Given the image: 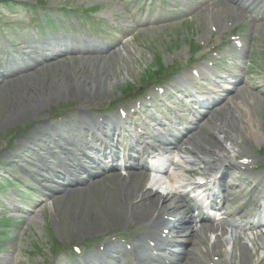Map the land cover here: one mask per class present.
I'll return each instance as SVG.
<instances>
[{"label":"rangeland","instance_id":"obj_1","mask_svg":"<svg viewBox=\"0 0 264 264\" xmlns=\"http://www.w3.org/2000/svg\"><path fill=\"white\" fill-rule=\"evenodd\" d=\"M4 1V3H0L1 67L2 63L7 65V62H11L13 59H15L14 62L16 63L22 60L26 61L23 57H28V55L33 53L34 39L40 36V33L37 32V36L35 35L36 29L33 26H39L41 28L42 37L44 39L50 36H56L54 33H51L46 26L51 25L50 22H53L55 26L60 22L64 23V31L66 34L73 36L77 34L71 31V29L77 30V22H74L75 17L80 14V11L94 7H97V12L95 14H101L103 19L114 22L119 20H116L114 17V14L119 12L115 0ZM36 2L44 4V11H46L45 17L49 19L47 23L44 22V19L42 22V11L40 9L37 12V19L29 21V18H33V14L30 12V9L23 5H31ZM221 2L222 6L223 3L226 4V2L220 1V3ZM220 3L216 5H220ZM235 8L238 10L237 7ZM63 9L67 10L69 19L64 17L62 12ZM222 9L223 8L218 10L217 18L215 14H213L215 21L210 20L209 11L206 9L203 10L202 13L195 15L194 18L182 23L164 26L153 31H151L152 29L146 30L147 32H143V30L137 31L138 34L136 36L124 43L123 46H120L119 56L112 54V58L108 59L107 66H105L106 71L104 69L103 79L109 81V84L106 85V92L103 93V95L99 94L95 97L87 96L86 98H67L64 96L58 100L44 103L38 108L35 107L32 111L26 112L22 116L14 115L11 118L7 117L6 111L9 109L12 110L14 105V102H7V98L15 97L17 94V96H20L19 94L28 90L27 88H29L30 85H35L36 87L41 85L47 86L49 82L62 77L69 68H74L73 66L75 63H82L80 61L70 60L72 58L71 55L68 59L66 56L65 59L62 57L61 62H55L54 60L52 63L53 65H45L41 68L39 67L40 69H37V67L45 63L34 61L32 63H34L36 70L30 68L31 71L28 73L24 71L22 74H19L21 76L18 75L7 78L5 83L3 82L4 84L0 82V85H2L0 86V264H87L82 260L89 256L90 252L82 259L83 255L77 257L72 254V245L77 244L82 248H87L88 251H93L101 242L105 241L103 245L108 242L114 243V241H110V238L115 237L114 239L116 240L121 235L125 238L133 239L135 242L138 236L140 239H143L144 233L150 230V227H145V225L142 224L140 221L141 217H136V215L131 214L129 212L130 210L125 212V214H120L121 216L119 215V218L110 215L111 205L113 206L111 201L113 197H115L116 200L118 191L115 190L116 187L114 188L106 179L102 178V180H98L99 182L96 181L90 185H83L78 189L77 187L71 188L74 189V191L69 194L66 193L62 195V197H59L61 193L58 188L61 186H59V182L57 181L58 184H56L58 186L47 187V190H50L47 195H51L50 198L49 196L47 197L41 184L44 186L52 184L50 181L48 184L47 180H49V178L53 179L55 176L49 171V168L51 166L53 168L58 167L55 161L60 157L62 158V156H66L65 154L63 155V151L67 149V151H69L70 149H75V147L64 141L58 144L59 146L53 144V146L49 145L50 148L43 149L40 143H34L30 141V139L34 133L41 132V128H43L44 131L40 134H45V131H51V129L58 124L57 121L63 118L64 121L66 119L68 122L65 123L68 125V132H73L75 130V119H79V113H81L80 118L84 120L95 118V116H98L99 112L110 115L115 113L116 104L118 102L128 104L133 98V96L126 97L124 92L122 93V90L129 85L134 86L136 83H144L142 77L148 74L149 65L154 64V59L160 56L162 62L168 67L173 62L176 63V61L179 60L182 62L187 55H189L188 42L190 40L194 39L199 42V37H202L204 41H206L211 36L212 39H209L207 43H203L201 50V53H203L210 48L211 43H216V41H218V43L220 42L219 36L215 35V28L225 29V27H227L230 31V28L240 25L239 28L243 29L240 32L238 31V33L244 38H247V36L251 37L250 43L253 52V54H251V59L253 63L252 72L250 76H248V78L251 79L246 86H244L245 89L242 90L243 92L239 90L226 103V113L224 117L220 116L222 118H217V120L213 119L210 123L208 120L201 127L200 134H203V136H207V131L214 130L213 134L217 136V143L215 144L217 148L214 147L213 150L210 151L205 149L196 150L197 156H193V158L198 159V157H202L201 155H205L204 157L207 158H213L214 152L216 151L217 156L214 157L216 160L210 162V167H208L209 163L207 164L203 160L202 162L198 160V167H201L199 172L204 175L211 174L210 171L214 166H219L221 161H226L227 159L237 165L244 166L245 175L237 170H231L230 168L229 172L234 171V173H228L232 174L233 181L239 185L237 190L241 193L246 191V188L249 186V183L246 181V177L248 178L249 175L251 176L254 174L257 177L261 176V181L264 179V149L260 150V148L264 146V95L260 91L261 88L257 85L255 86L259 80L264 81V74L261 72V70L264 69V49H262V44H264V24H261L259 27L254 25L251 26L245 14L241 18H239L238 15L236 20L231 22V19L235 18L236 14L233 13L231 8H228L227 13L221 12ZM74 11L76 13H74ZM91 13L92 12H90L89 16L93 15ZM240 13L242 12L240 11ZM95 20H97L96 17H94L93 21ZM209 26H213V30H210ZM48 40L51 41L52 39ZM223 42L226 41L224 40ZM15 50L18 51L15 52ZM259 51L262 52L263 55H259ZM7 52L8 54L9 52L15 54H12L14 56L11 57ZM17 54H19V57L16 56ZM66 60L68 62H66ZM80 60L84 61L83 65L89 64L88 61H90V59L86 57L80 58ZM28 61L31 63V59ZM46 63H50V61ZM23 65L22 63L21 66ZM89 65H91V63ZM17 69L18 68H16V70ZM79 71H83V69ZM18 73H20V71ZM150 90L153 89L150 88ZM240 101L244 102V104L240 103ZM83 110H86V112ZM54 115H60V119H54ZM86 115L93 118L87 117ZM112 117H115V115ZM105 119H107V117ZM226 120L230 122L229 125L233 123L228 129L231 132L228 138H226L228 135L227 129H224V127H226ZM114 121L115 123H113L112 126L118 123V117H116ZM221 126L224 127L219 130ZM255 128L256 131L257 129L259 130V132L257 131V135L259 134L258 137L254 136ZM85 130L86 129L78 130L80 136L83 135ZM50 133L56 139L58 138L52 131ZM19 141L24 142L23 145L19 146ZM40 141L42 143H47L49 137L41 135ZM86 141L85 139V142ZM56 148L59 150L57 152L58 154L54 152ZM32 151L38 152V155L36 152L34 153L36 155V160L33 158L35 156L31 154ZM80 153L77 152L76 154L75 151L71 150V152H67L68 156H66L67 158L64 161L66 163L67 161L71 163V158L76 155L83 158V155ZM192 153L195 154L193 150ZM237 155L240 157L235 159L234 156ZM203 159L206 160V158ZM32 162L34 163L31 165ZM41 162H44L47 168L41 167L44 166ZM257 162L260 168L258 170H252L253 163L257 164ZM28 165L31 167L29 170L31 177L26 171L28 170L26 168ZM192 166L193 165L189 167ZM44 169L47 170L43 171ZM179 174L183 175L182 172H179ZM32 178L34 180L36 179V181ZM226 181H229V177ZM144 185L146 186L145 182L142 186ZM145 186L143 189L146 190L145 195H147L148 191L151 190ZM147 187H150L149 184ZM260 187L261 189L264 188L263 184L260 185ZM260 187L258 189L255 188L252 192L255 193L256 197L260 194ZM168 192L169 191H166L164 195H161L162 193L160 192L156 193V191L151 193H155V195L160 194L159 196L161 197L165 196ZM34 201H36V204L31 206ZM130 202L132 203L131 206H136V204L139 205L141 203L139 199H133ZM20 208L30 209L31 211L25 212ZM167 217L168 215L163 219L171 221L167 219ZM171 222L173 227H178V222H174L173 220ZM184 222L187 227L191 226V224H188L190 222L186 220H184ZM156 230L158 231V228H156ZM189 231L190 230L187 228L179 237L185 235V240H187ZM140 232H142L141 235H139ZM216 233H218L217 230ZM205 234L208 235V239L204 245L200 243L201 246H197L198 244L193 245L188 243V246H185L188 248L193 246V251L198 258L197 264H209L210 262L207 263V260H209L212 255L213 261H216L217 264H264V232L247 230L245 235L241 234L242 242H240V240L237 241V237L234 238V241L236 239V241L233 242L235 249L232 247L233 243L231 241L229 242L231 237L228 240L224 238L225 232L220 239L216 237L220 233L215 235V233L206 232ZM169 237L175 238L176 236L167 233L166 239L164 238V240L167 241ZM179 237H176V239L178 240ZM144 238L146 241L147 236ZM216 241L220 242L215 244ZM241 243L246 247L243 252L246 254H244V256L240 254L242 250L238 251L239 244ZM244 243H246L247 246ZM115 244L117 243L115 242ZM51 246H58L59 249L52 254L49 249ZM121 248L123 247L121 246ZM220 254L222 255V261L214 257V255L217 256ZM243 257H246V260H241ZM80 261H82V263Z\"/></svg>","mask_w":264,"mask_h":264},{"label":"bare ground","instance_id":"obj_2","mask_svg":"<svg viewBox=\"0 0 264 264\" xmlns=\"http://www.w3.org/2000/svg\"><path fill=\"white\" fill-rule=\"evenodd\" d=\"M200 4L203 5L204 3L200 2ZM210 5H213V6L210 8ZM203 6H204V10L207 9L209 11V18L212 21H215L213 14H215V16L217 18L218 17L217 12L221 8H223V10L221 11L223 13H226L228 8H231L233 10V13H235L236 15H235V18H232V20H236V17H238V15H239V17H240V15H243L242 14L243 12L238 7H237L238 10H236V8H235L236 6L228 4V3H226L223 7L222 6L218 7V6H215V1H211L210 3H205ZM240 11L242 13H240ZM151 29L152 28H149L147 30H151ZM50 39H52V40L51 41L47 40V41H49L48 42L49 44H51L53 46L58 45L57 40L55 38H50ZM110 49H113V50H110ZM110 49L106 50V51H97V52L93 51L92 53H89V54H85L86 52L84 51L83 54H85V55H82V54L77 55V54H72V53L71 54H65L64 56H62V57H64V59H65V56L67 59L72 56V58L70 60L80 61L82 63L81 64L75 63L73 66L74 68H72V69L69 68V70H67L66 73L64 75H62V77L56 78L55 81L49 82L47 86L41 85L39 87H36L35 85H30V87L27 88L28 90L19 94L20 96H17L18 95L17 94L15 97L7 98V102H14L13 103L14 109L12 108V110L9 109L6 111L7 117L11 118L14 115L22 116L26 112L32 111L35 107L38 108L40 105H42L44 103L51 102L52 100H58L64 96L67 98H78V97L86 98L87 96L95 97L99 94L103 95V93L106 92V85L109 84V81H105L103 79V73H104L105 66H107V61L109 58H112L111 57L112 54H115V56H119V54H120L119 49H118V51L114 50L116 48H110ZM62 57H59L57 55H53L52 53H50V57H48V60H47L48 62L50 61V63H46L47 61H39V62L45 63V64L39 65L37 67V69H40L41 67H43L45 65L46 66L47 65H53L52 63L54 60H55V62H61ZM84 57L90 59V61H88V62H89V64L91 63V65H89V64L83 65L84 61L80 60V58H84ZM36 58H37V56H36ZM56 60H60V61H56ZM32 62H34V59H31V63L26 67L25 70H22L21 68L17 67L18 69L15 70L16 73H14L15 76L22 74L24 71L25 72L27 71L26 73H28L29 71H31L30 68L32 70L35 69L34 63H32ZM63 62H65V61H63ZM66 62H68V61L66 60ZM77 69H78V71H77ZM82 69H83V71H79ZM93 69H95V70H93ZM86 70H89V71H86ZM19 71H20V73H18ZM105 71H106V69H105ZM2 74H3L2 69L0 67V82L5 83L6 78ZM19 76H21V75H19ZM180 84H182V83L180 82ZM0 86H2V85H0ZM244 89L245 88H243V89L241 88V91ZM242 103L244 104V102H242ZM233 104H234V102H233ZM221 106H222V108H221ZM221 106L217 107L215 111H210L211 110L210 109L209 111H207L205 113L204 116H202V118H205L204 120L206 122L209 120V123H210L213 119L217 120V118L220 119V118L224 117L225 113H226V107L224 106V104H222ZM140 111H143V108H140ZM84 112H86V110ZM79 114L81 115V113H79ZM220 116H222V117H220ZM89 117H91V116H89ZM106 117L107 116L102 118L103 121L101 124H99V122L93 117H91L93 119H88V120L83 119V126L80 128V130H82V129H86V130L83 132V135H81V136H86L87 135L86 132L88 130V131L93 132L92 139L97 140L98 135L94 133L95 132L94 130L96 129V130H99V132H101V134L104 133L106 136L109 137V135L106 131V127L115 123L114 119H116L117 115H115V117H112V118L107 117V119H105ZM227 120L225 121L226 127L223 126L224 129L226 128L227 129L226 131L228 132V135L226 138L230 137L231 132L228 129L233 124L232 123L231 125H229L230 122ZM59 122L60 123H58L55 127H53L51 129V131L54 133V135L58 137L57 138L58 140L55 137H53V135L50 133L51 131H45V134H40L44 131L43 128H41V130H42L41 132L34 133L33 136L31 134L33 139L31 138L30 141H32L34 143H40L41 146H43V149L50 148L49 145L53 146V144L55 146H59L58 144L65 141L66 143H70L75 147V149L73 148V149H70L69 151H67L68 150L67 149L66 150L67 152H71V150L75 151L76 154H77V152H79V153L81 152L80 154L83 155V158H85V157L88 158L87 156H85V153L88 154V152L84 150L85 148L82 147V143H80V139L78 138V137H80V133L77 131L78 137L74 136V134L70 135L68 130H67L68 125L65 124L68 122L67 121L65 122L64 120H59ZM196 124L197 123H195V125ZM48 125H51V124H48ZM61 125H63V126H61ZM227 126H228V128H227ZM69 127H71V126H69ZM223 127L221 126L219 130H221ZM213 131L214 130L207 131V136H203V134L202 135L199 134L197 130L193 133H190V135L187 137L188 138L187 141L189 143V144L187 143V145L190 146L189 147L190 152H187V153L191 154L192 150H193L195 152V154L192 153L191 155L196 157L197 156L196 150L205 149V150L210 151V150H213L214 147L217 148L215 145L217 143L216 142L217 136H214ZM41 135L49 137V141L47 143H42L40 141ZM258 135H257V131L255 128L254 129V136L258 137ZM31 136H29V137H31ZM225 136H226V134H225ZM23 143L24 142L19 141L18 145L19 146L23 145ZM24 150H26V149H24ZM58 151H59L58 148H56L55 152L57 153ZM66 151H63L64 152L63 155L65 154L66 156H68ZM35 152L36 151H32L31 154H32V156H35L33 158L36 160V155L34 154ZM48 152H49V150H48ZM36 153L38 155V152H36ZM66 156H64V157L62 156V158L58 157L59 159H57V161L54 160L56 163V166H58V167L60 166L62 169L69 171V173H75V172L83 169L84 170L83 173L86 174V177L81 179V177H80L81 175L75 176L72 180H70L68 182L64 176L61 177L60 181H58L59 186H61L58 188L60 190V193H61L59 195V197H62V195H65L66 193L69 194L70 192H73L74 189H71V188L77 187V189H78L79 187H82L83 185H88V184L90 185V184L95 183L96 181L99 182L98 180H102V178L108 180L113 185L114 188L116 187L115 190L118 191L117 196H116L117 197L116 200H115V197H113V199L111 201L113 206L111 205L110 215L113 217L119 218L120 214H122V213L125 214V212L130 210L129 212L131 214L136 215V217H141L140 221L142 222L143 225H145V227H148V226L150 227V230H148L146 233H144V235L142 237L143 239H140L138 237V239L136 240V242L134 243L133 248H132V250L135 253L136 259L142 261L145 264L150 263L151 260L157 261L160 263V261L158 259L154 258L151 255L150 248H149V246L146 243L145 238H144L147 236V238L154 240V238L157 235H159L157 233L156 228L159 229L160 227L163 226L164 228L168 229V233H171L173 236H176V237L181 236L188 228L190 231L187 235L188 236L187 242L189 244H193V245L198 244L197 246H199L200 243H201V245H204L206 243V240H207L206 236H208V235L205 233L208 231H214L215 228L219 229L220 234L218 236H216L218 239H220V237L224 234V232H226L225 227H224V223H221L222 226H213V225H208V224H201V225L196 226V227H193L192 225L187 227V225H185L184 220L187 216L189 209L186 208L184 206L183 202L180 201L179 198L177 196H175V194L172 193L171 191H169L165 196L160 197L159 196L160 194L155 195V193H153V194L151 193V192H155V191H153V190L148 191L147 190L148 193H147V195H145L146 190L143 189L145 185L142 186V184H144V182H145V184H147L148 178H146V174L142 171L131 170V171H128L124 177H121L117 173L102 174L100 171H93L89 167L87 169L83 168L82 164L80 162L83 161L84 159L80 158L79 155H76L75 157L73 156L70 160L71 163H68V161L66 163L64 161L67 158ZM201 156L202 157H199L198 160H203L207 164L209 163L208 167H210L211 166L210 162L216 160V158H214V157L217 156V154L215 151L213 158L204 157L205 155H201ZM203 158H206L207 161L204 160ZM33 163L34 162H32L31 165ZM41 164L44 165L41 167L47 168V166L45 165L44 162H41ZM221 164H226V161H221ZM214 165H215V163H214ZM34 167H35V164H34ZM228 167H230V166H228ZM26 168L28 169V170H26L27 174L31 177L30 172H29L31 167L28 165V166H26ZM46 170L47 169H44L43 171H46ZM57 172L61 174L60 171H57ZM232 172H230V173H232ZM32 174H34V173H32ZM53 176H55V175H53ZM228 177L230 178V176H227V178L224 176L225 182L222 183L223 185H225L226 179H228ZM34 181H36V179ZM79 191H80V189H79ZM156 193H157V190H156ZM164 194H161V195H164ZM224 194L227 195V191H225ZM133 199H139L141 201V203L139 205L136 204V206L135 205L131 206L132 203L130 201ZM164 202H168V203H164ZM109 204H110V202H109ZM166 215L171 216L172 220L174 222H178V224H179L178 227H173V225H171L172 220L168 221L166 219H163ZM141 233H140V235H141ZM230 237L233 239L232 243L236 241V239L234 241V238H236V237H237V241L240 240V242H242L241 238L235 234H234V236L230 235ZM224 238L227 240L229 239V237H227L225 235H224ZM214 239H215V237H214ZM219 242L216 241L215 244H217ZM169 244H171L169 242V239L167 238V241H166L163 238L161 241H159V240L157 241L156 247L157 248H162L163 246L168 247ZM244 244L246 245V243H244ZM212 246H214V245H212ZM233 247H234L233 249H235L234 243H233ZM212 248H214V247H212ZM238 248H239L238 251L242 250L240 254H243V256H244L245 253H243V252L245 251L246 247H244V245L241 243V244H239ZM97 249L98 248H96L92 252H90V255L87 256L86 258H84V257L87 254L85 256H83V258H84L83 261H85V263H87V264H110V261H119L120 262V260L122 258L123 259L126 258V256H128L127 253H129L128 251L126 253L125 250L123 248H121V246L118 245V243L115 244V242L114 243L108 242V243L104 244L102 250H100V249L97 250ZM184 249H185L184 251H182L180 254H178L176 256L177 258L173 262V264H197L198 258L193 251V246L191 248L184 247ZM219 252H220V249H219ZM245 258L246 257H243L241 260L244 261V260H246Z\"/></svg>","mask_w":264,"mask_h":264}]
</instances>
